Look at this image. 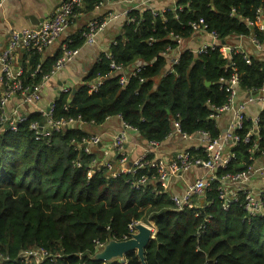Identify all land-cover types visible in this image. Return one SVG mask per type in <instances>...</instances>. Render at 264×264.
Returning a JSON list of instances; mask_svg holds the SVG:
<instances>
[{
	"label": "trees",
	"instance_id": "16d2710c",
	"mask_svg": "<svg viewBox=\"0 0 264 264\" xmlns=\"http://www.w3.org/2000/svg\"><path fill=\"white\" fill-rule=\"evenodd\" d=\"M102 1L86 0L79 13L93 12ZM154 10L133 8L83 84L58 94L52 117L76 120L74 125L42 141L30 131L32 122L46 121L39 113L18 124L16 131L0 129V264H142L136 252L123 261L94 259L100 250L97 241H124L130 237L129 227L138 223L153 224L155 230L145 251L146 264H264V217L248 222L242 195L223 210L219 190L223 177L245 172L264 156V112L258 125L246 117L243 128L236 131L239 141L228 148L233 158L216 170L218 180L194 199V207L183 210H177L173 200V194L180 193L176 182L166 189L156 180L138 184L143 175L158 177L157 170L145 166L115 175L118 160L97 166L98 155L84 150V140L91 135L83 127L101 126L115 117L150 147L172 135L175 121L185 134L206 133L218 139L221 129L210 115L212 109L229 103L227 82L232 76H238V94L264 89V60L250 55L245 59L236 52L227 58L222 51L237 38L254 36L264 45V31L257 22L258 12L264 14V0H177L174 9ZM200 20L217 35L216 48L201 54L184 50L173 66L167 55L179 48L176 39L183 44L190 40L196 34L192 24ZM86 31L73 34L65 50L82 48ZM22 53L18 66L23 69V86L33 89L64 50L46 59L38 52ZM98 80L101 83L92 89L90 84ZM257 127L258 135L246 142ZM189 151L206 159L203 147L192 146ZM36 250L49 256L38 261L27 254Z\"/></svg>",
	"mask_w": 264,
	"mask_h": 264
},
{
	"label": "built area",
	"instance_id": "2783aa9c",
	"mask_svg": "<svg viewBox=\"0 0 264 264\" xmlns=\"http://www.w3.org/2000/svg\"><path fill=\"white\" fill-rule=\"evenodd\" d=\"M136 1V0H132ZM154 1V0H152ZM108 3L110 1L103 0L99 7L103 3ZM86 0H63L56 10V12L47 20H45L40 26L23 28L20 30L13 29L10 33L9 46L6 50L0 53V129L4 130L5 128H10L14 131L17 130L18 124L27 121L30 115L23 114L21 107L24 104H32L37 102L40 99L41 87L46 83L52 76L56 74L57 71L61 70L66 64H68L72 59L79 53V49L73 51L65 50L64 54L57 60L52 71L49 74L43 76L41 84L35 86L33 89H26L23 86L22 75L23 69L17 64V55L19 51L23 52H38L43 54L47 48L52 46L58 38H60L70 27L74 17L79 14V10L85 5ZM114 3V2H113ZM151 0L148 1L150 7ZM142 7L147 6L145 2H142ZM0 3V8H1ZM98 8V7H97ZM132 9L127 11V16ZM155 11V10H154ZM157 12V11H156ZM257 22L261 30L264 31V14L261 11L258 12ZM252 24L251 22H249ZM105 22L99 23L98 20H93L87 25V31L84 33L85 44L94 45L97 43L98 35L103 32L105 29ZM193 30L196 32L195 35L199 33H204L208 35L210 41L208 43L202 44L197 49L191 50L195 54H201L206 52L208 49H215L216 43L218 41L217 35L214 33H209L207 31V25L204 20H200L198 23L192 24ZM194 35V36H195ZM193 36V37H194ZM253 44L256 48L262 49L263 44L256 37H250ZM177 43L180 45L179 48L175 51H170L169 54L173 52H179L181 54V49L183 45V40L181 38L176 39ZM223 53L227 58H230L231 53H241L244 58H249L248 51L240 46H224L222 48ZM180 54L175 57L170 63L174 66L179 63ZM229 54V56H228ZM250 62V59H247ZM40 69V66L37 68V71ZM169 69V68H168ZM166 71L169 72V69ZM122 83L126 82V77L121 79ZM238 76L235 74L227 82L228 91L230 92L229 103L212 109L213 112L210 115L211 119L218 121L222 116L226 114H233L231 123L228 129L222 133L221 137L218 139H210L208 134L199 133L195 136L188 135L182 132L179 122L175 121L173 124L174 131L171 136H177L183 141L192 143L196 149L203 147L204 152L206 153V159L194 157L189 148H184L181 151H178L171 158H160L156 155L150 160L147 159L149 154H155L158 144L152 143L151 148H149L144 155L140 156L132 166H127V159L125 157V149L127 144V133L123 131L119 133L112 141L111 146L103 151V158L98 162L95 159L93 161L97 166L103 164H108L107 157L111 153H116L120 157L119 166L114 169V174H125V173H135L137 169H142L145 166H148L152 169L158 171V177H148L143 175L138 184L140 186H146L156 180L163 186L165 189L170 187L177 178L192 172L195 169L201 170L200 175L194 179L181 193H174L173 200L177 207V210H183L186 207H194V199L198 196H202L206 189L210 188L211 184L218 180L216 177V170L220 167L225 168L230 160L233 158V155L229 152L228 148L233 144H236L239 141V137L236 135L237 130L243 128L244 122L247 119L244 113V107L239 109L234 108V101L238 95ZM101 83L100 80L90 84L92 89H97V86ZM223 83V82H222ZM70 89L66 88L63 91L68 92ZM252 92H261L264 93V89L260 91ZM249 92V93H252ZM20 97V102L18 106L14 107L11 112H9V104L12 99ZM252 98L250 99V101ZM43 117L46 119L44 123L32 122L30 124V131L33 133L35 140L42 141L50 138L54 131H60L63 128L68 127L69 125H74L76 120H55L52 117L53 105L50 106V111H40ZM260 117L254 118V122L258 125ZM126 129L129 127L124 125ZM131 129V128H129ZM133 130V129H131ZM258 135L257 130H253L248 133L246 136V142L249 141L250 137ZM170 137V136H169ZM197 140V142H196ZM258 138L254 141V148L258 145ZM103 146V139L100 135H92L89 139L84 140V150L87 154H92V148ZM77 165L80 166L81 163L78 161ZM94 173V170L90 174ZM253 179H264V166L256 167L252 165L246 170L236 176H226L221 179L220 190V199L222 201V208L225 211H228L230 205L239 199L240 195L244 197V210L247 213L246 218L248 222L252 220L253 217H264V190L261 192H255L251 187V181ZM140 224V223H138ZM138 224H133L129 228L131 234L135 232V228ZM155 234L154 226L151 224L149 226ZM205 232V229L201 230L199 233L202 235ZM130 234V237H131ZM130 237H126L125 240H128ZM97 246L100 250L108 244L97 241ZM29 256L32 255L38 259V261L44 260L49 256L48 252L45 250H36L27 253ZM60 258V255L56 256V259Z\"/></svg>",
	"mask_w": 264,
	"mask_h": 264
},
{
	"label": "crops",
	"instance_id": "0c3cea01",
	"mask_svg": "<svg viewBox=\"0 0 264 264\" xmlns=\"http://www.w3.org/2000/svg\"><path fill=\"white\" fill-rule=\"evenodd\" d=\"M63 0H0V53L9 46L10 33L13 29L20 30L23 28L40 26L45 20L50 18L59 8ZM149 0H123L118 3L104 2L93 12H81L77 14L71 22L69 29L58 40L42 54L43 58H52L63 50L68 39L87 25L97 19H103L105 29L98 35L97 43L94 45L85 44L79 49V53L66 64L61 70L57 71L44 85L41 87L40 99L32 104H24L21 107L23 114L31 115L34 113L41 114L40 111H47L51 103L55 101L58 94L64 89H76L83 84L85 77L100 58L101 53H108L110 45L121 33L123 24L128 19L127 11L130 9H141L142 2L148 5ZM177 0H151L150 7L157 12H163L167 9L176 8ZM37 22V24H36ZM236 39V38H235ZM210 38L204 33H199L182 45L181 52L187 49L194 50L204 43H208ZM230 46H240L248 51L250 56H254L258 60H264V45L262 49H258L248 38H237L235 44ZM23 51H19L17 55V64L19 58L23 55ZM180 53L173 52L167 55L169 61L173 60ZM229 56V54H228ZM1 71V70H0ZM159 79L157 80V83ZM252 100L250 101V99ZM21 104L20 97L12 99L9 104V112ZM234 108L244 107V113L247 118L254 119L264 112V93L261 92H241L234 101ZM233 114H226L218 120L219 128L222 131L228 129ZM84 131L90 135H100L103 139V146L100 151L95 149L94 153L98 155V159L103 158V151L107 150L114 138L121 132L127 133V144L125 149V157L127 166L132 164L145 152L151 148L145 141L140 139L137 131L126 129L122 120L118 117L107 120L101 126H84ZM197 142V140H196ZM192 146V143L183 141L177 136H170L165 142L160 144L156 149L155 155L160 158H171L178 151ZM119 155L111 153L107 157V162L113 159L115 168L122 166L119 161ZM255 166H264V156L255 161ZM201 170L195 169L192 172L176 179L178 191L182 194L186 187L200 175ZM251 187L255 192L264 190V179H253Z\"/></svg>",
	"mask_w": 264,
	"mask_h": 264
},
{
	"label": "water",
	"instance_id": "95a60500",
	"mask_svg": "<svg viewBox=\"0 0 264 264\" xmlns=\"http://www.w3.org/2000/svg\"><path fill=\"white\" fill-rule=\"evenodd\" d=\"M223 44H225V42ZM206 85L210 86L211 83L207 82ZM74 92L75 90L73 91V93ZM53 103H51L50 106H52ZM47 111H50V107L48 108ZM222 132L224 133L225 131ZM154 239H155V234H153V230L149 226L140 223L136 226L135 232L131 234V237L128 240L110 241L103 248V250H101L96 254L94 259L96 261H104V262H112L114 259H120L121 261H123L127 254L131 252H136L141 263L146 264L145 251L146 248Z\"/></svg>",
	"mask_w": 264,
	"mask_h": 264
},
{
	"label": "rangeland",
	"instance_id": "374dc122",
	"mask_svg": "<svg viewBox=\"0 0 264 264\" xmlns=\"http://www.w3.org/2000/svg\"><path fill=\"white\" fill-rule=\"evenodd\" d=\"M92 150H93V152L95 151V149H94V148H92ZM175 186L178 188V185H177V183L175 184ZM196 202H198V204H199V205H201V204L203 203V201H202V200H197ZM145 225H147V226H151V224H150V225H148V224H145ZM114 260H118V259H114Z\"/></svg>",
	"mask_w": 264,
	"mask_h": 264
}]
</instances>
